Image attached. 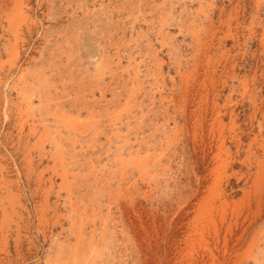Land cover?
I'll return each mask as SVG.
<instances>
[{
	"label": "rangeland",
	"instance_id": "374dc122",
	"mask_svg": "<svg viewBox=\"0 0 264 264\" xmlns=\"http://www.w3.org/2000/svg\"><path fill=\"white\" fill-rule=\"evenodd\" d=\"M0 264H264V0H0Z\"/></svg>",
	"mask_w": 264,
	"mask_h": 264
}]
</instances>
